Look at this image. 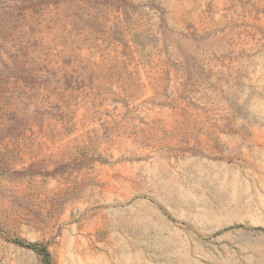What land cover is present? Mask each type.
<instances>
[{
	"label": "rangeland",
	"instance_id": "rangeland-1",
	"mask_svg": "<svg viewBox=\"0 0 264 264\" xmlns=\"http://www.w3.org/2000/svg\"><path fill=\"white\" fill-rule=\"evenodd\" d=\"M0 264H264V0H0Z\"/></svg>",
	"mask_w": 264,
	"mask_h": 264
},
{
	"label": "trees",
	"instance_id": "trees-1",
	"mask_svg": "<svg viewBox=\"0 0 264 264\" xmlns=\"http://www.w3.org/2000/svg\"><path fill=\"white\" fill-rule=\"evenodd\" d=\"M32 247H34V246H32ZM42 252H43V254L46 256V253H45L44 249H42Z\"/></svg>",
	"mask_w": 264,
	"mask_h": 264
}]
</instances>
